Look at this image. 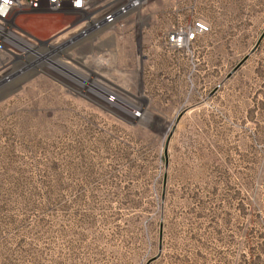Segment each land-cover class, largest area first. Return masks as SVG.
<instances>
[{"label":"rangeland","instance_id":"rangeland-1","mask_svg":"<svg viewBox=\"0 0 264 264\" xmlns=\"http://www.w3.org/2000/svg\"><path fill=\"white\" fill-rule=\"evenodd\" d=\"M68 53L0 90V264H264V0H142Z\"/></svg>","mask_w":264,"mask_h":264},{"label":"built area","instance_id":"built-area-1","mask_svg":"<svg viewBox=\"0 0 264 264\" xmlns=\"http://www.w3.org/2000/svg\"><path fill=\"white\" fill-rule=\"evenodd\" d=\"M138 1L0 0V88L12 83L11 72L14 68L16 71L31 72L37 68L48 67L43 65L34 68L37 63L48 61L56 65L53 61H57L71 64L68 52L75 45L106 28L124 27L135 12L133 8L139 5ZM47 15L64 17L66 21L60 29L44 39L20 26L22 20ZM77 33L79 34L76 44L73 41L67 42L66 39ZM208 33L209 27L205 22L194 20L187 26L168 30L165 34V44L172 50L187 49L199 37ZM57 56L70 61L59 60ZM103 95V99L110 101L115 97L108 91Z\"/></svg>","mask_w":264,"mask_h":264},{"label":"bare ground","instance_id":"bare-ground-1","mask_svg":"<svg viewBox=\"0 0 264 264\" xmlns=\"http://www.w3.org/2000/svg\"><path fill=\"white\" fill-rule=\"evenodd\" d=\"M138 2H139V5L133 8L134 11H136V10L138 9V7L142 4V0H139ZM78 34H79V33L70 36L68 39H66L67 42H72V41H73V43L76 44L77 41H78V40H76ZM35 58H37V57H35ZM56 62H57V61H56ZM96 62H97V61H96ZM31 63H32V61H31ZM31 63H29V64L31 65ZM43 65H46V66L48 65V67H49V66H51L52 64H51L50 62H48V61H47L46 63H37V64H36V67H34V68L41 67V66H43ZM51 67H52V66H51ZM80 67H81V66H80ZM105 69H106V68H105ZM53 70L56 72V76H58L59 79H62V80H64V81H65V79H67V80H66L67 82H69V80H70L71 78L75 77V75H76L78 78L80 77L79 75L87 76V77H88V74L82 72L80 69H78L77 67L73 66L72 64H66V63H62V62H61V63H60V62H57L56 66L53 67ZM23 71H25V70H22V71L18 70V71H16L15 68H14V69L12 70V72H11V77H13L12 83L9 84L8 86H5V88L11 87V86H15L16 81H17V78L19 79L23 74H26V73L28 72V71H27V72H23ZM58 77H57V78H58ZM80 79H81V78H80ZM2 88H4V87H2ZM2 88H0V90H1ZM1 91H2V90H1ZM1 91H0V92H1ZM106 91H107V90H106ZM104 92H105V91H101V93H104ZM108 92L112 93V94L115 96V97H113V98H114V99L116 98V102H117V101H118V97H117L116 92H115L113 89L108 90ZM101 93H100V94H101ZM102 95H103V94H101V97H102ZM102 98H103V97H102ZM114 99H111V101L108 100V99H103V101L105 100V101L113 102L112 100H114Z\"/></svg>","mask_w":264,"mask_h":264},{"label":"water","instance_id":"water-1","mask_svg":"<svg viewBox=\"0 0 264 264\" xmlns=\"http://www.w3.org/2000/svg\"><path fill=\"white\" fill-rule=\"evenodd\" d=\"M134 117L136 118L137 117V114H135Z\"/></svg>","mask_w":264,"mask_h":264},{"label":"crops","instance_id":"crops-1","mask_svg":"<svg viewBox=\"0 0 264 264\" xmlns=\"http://www.w3.org/2000/svg\"><path fill=\"white\" fill-rule=\"evenodd\" d=\"M45 36V35H44ZM44 36H42V37H44ZM40 37V36H39Z\"/></svg>","mask_w":264,"mask_h":264},{"label":"snow or ice","instance_id":"snow-or-ice-1","mask_svg":"<svg viewBox=\"0 0 264 264\" xmlns=\"http://www.w3.org/2000/svg\"><path fill=\"white\" fill-rule=\"evenodd\" d=\"M77 2H79V0H77Z\"/></svg>","mask_w":264,"mask_h":264}]
</instances>
